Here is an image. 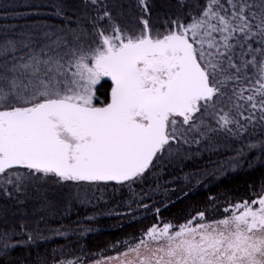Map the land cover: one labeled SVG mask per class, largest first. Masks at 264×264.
Listing matches in <instances>:
<instances>
[{
    "label": "snow or ice",
    "instance_id": "6c2138e0",
    "mask_svg": "<svg viewBox=\"0 0 264 264\" xmlns=\"http://www.w3.org/2000/svg\"><path fill=\"white\" fill-rule=\"evenodd\" d=\"M47 6L0 30V264H264V174L182 204L264 169V0ZM99 216L140 227L92 252Z\"/></svg>",
    "mask_w": 264,
    "mask_h": 264
},
{
    "label": "trees",
    "instance_id": "16d2710c",
    "mask_svg": "<svg viewBox=\"0 0 264 264\" xmlns=\"http://www.w3.org/2000/svg\"><path fill=\"white\" fill-rule=\"evenodd\" d=\"M56 0H0V17L4 14H8V19L0 18V30L5 26L17 27V30L24 25H31L35 23H60V21L52 15H49L53 11L51 5ZM75 0H66L67 4L74 3ZM8 5V7H5ZM18 14V15H13ZM228 155H231L229 153ZM226 159V157H221ZM264 174V169L256 168L255 170L249 169L247 165L244 168L236 172H227L225 175L220 176L218 180L211 186V192H202L200 195H193L188 200L183 201L182 204H188L194 200L203 199L206 195L214 194L216 191L230 190V195H236L237 192L242 194L248 185L254 182H259L261 175ZM179 195V194H178ZM182 204H177L175 208H179ZM110 205L95 209L96 212H105ZM175 208L172 211H175ZM123 211V209H121ZM92 209H74L72 214L62 220L50 218L49 226L56 227L59 223L69 224L71 221H75L78 218H82L92 214ZM78 213V215H77ZM165 217L169 216V212H164ZM130 217H124L121 219L109 216H99L97 221L91 226L96 229L95 232L86 235L80 240L81 244L87 246V249L92 252H98L102 249H106L117 237L123 236L125 233H132L137 231L140 224L134 223L129 224ZM123 223V227L117 230L114 226ZM41 228L45 225L41 224ZM75 239V238H73ZM65 241L56 239L50 242H41L37 248L31 250V254L35 257L37 252L43 253L45 250L51 252V249L56 247L58 244L64 243ZM28 249H20L17 254L27 255ZM108 255L115 256V252H108Z\"/></svg>",
    "mask_w": 264,
    "mask_h": 264
}]
</instances>
